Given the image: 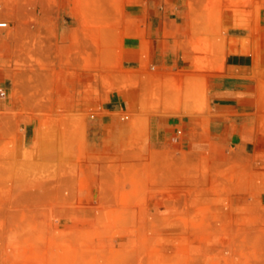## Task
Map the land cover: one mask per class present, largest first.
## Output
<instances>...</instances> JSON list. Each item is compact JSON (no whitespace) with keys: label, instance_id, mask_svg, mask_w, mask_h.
<instances>
[{"label":"rangeland","instance_id":"1","mask_svg":"<svg viewBox=\"0 0 264 264\" xmlns=\"http://www.w3.org/2000/svg\"><path fill=\"white\" fill-rule=\"evenodd\" d=\"M3 1L0 12L16 18L19 0ZM119 4L88 0L84 18L89 54L101 45L106 70L119 63L122 18L107 10ZM189 5L200 47L224 41L231 25L254 26L261 9L256 0ZM31 70L40 97L29 103L41 112L19 115V133L20 123L36 121L39 152L19 150L17 165L14 143L0 147V264H264V155L236 162V148L187 145L183 133L167 146L148 144L151 111L161 103L181 116L203 111L204 82L187 77L161 91L155 82L127 74L113 82L105 74L104 93L136 91L130 110L115 114L130 125L115 150L87 136L96 111H55L53 84L38 75L48 66Z\"/></svg>","mask_w":264,"mask_h":264},{"label":"crops","instance_id":"2","mask_svg":"<svg viewBox=\"0 0 264 264\" xmlns=\"http://www.w3.org/2000/svg\"><path fill=\"white\" fill-rule=\"evenodd\" d=\"M118 1L120 9L114 5L107 9L119 12L118 27L124 35L114 70L104 68L101 45L96 44L89 54L88 26L84 24L88 0H19L16 18L0 12V18L9 20L8 27L0 29V147L14 143L16 164L19 150L39 152L38 123H20L19 133V115L41 112L29 103L40 97L29 76L31 67L42 65L48 70L38 75L53 84L55 111H96L95 119L86 125L87 136L92 135L96 145L116 150L124 144L127 138L122 131L130 125L121 124L115 114L129 111L136 94L117 88L104 93L105 74L113 82L123 74L150 81L151 86L155 82L153 86L161 91L169 82L193 77L206 86V109L181 116L167 112L161 103L149 114L148 144L167 146L183 133L187 145L206 144L213 151L236 148V162L247 160L251 153L264 155L259 152L264 145V0H256L261 9L254 26L252 22L250 26L231 25L224 41L205 47L193 38L190 0ZM30 2L35 7L31 11L26 9ZM4 5L0 0V7ZM30 13L36 15L33 21Z\"/></svg>","mask_w":264,"mask_h":264},{"label":"built area","instance_id":"3","mask_svg":"<svg viewBox=\"0 0 264 264\" xmlns=\"http://www.w3.org/2000/svg\"><path fill=\"white\" fill-rule=\"evenodd\" d=\"M6 21L5 23H0V27H5Z\"/></svg>","mask_w":264,"mask_h":264},{"label":"bare ground","instance_id":"4","mask_svg":"<svg viewBox=\"0 0 264 264\" xmlns=\"http://www.w3.org/2000/svg\"><path fill=\"white\" fill-rule=\"evenodd\" d=\"M0 23H5V21H0ZM7 26V22H6V24H5V27Z\"/></svg>","mask_w":264,"mask_h":264}]
</instances>
